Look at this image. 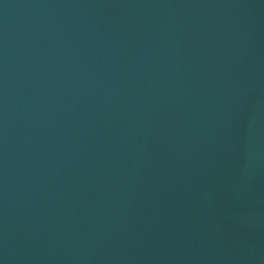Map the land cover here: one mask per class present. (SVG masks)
<instances>
[{
  "label": "water",
  "instance_id": "95a60500",
  "mask_svg": "<svg viewBox=\"0 0 264 264\" xmlns=\"http://www.w3.org/2000/svg\"><path fill=\"white\" fill-rule=\"evenodd\" d=\"M0 264H264V0H0Z\"/></svg>",
  "mask_w": 264,
  "mask_h": 264
}]
</instances>
